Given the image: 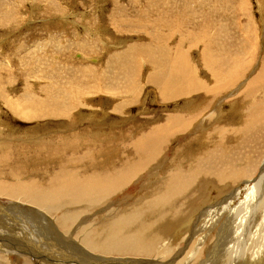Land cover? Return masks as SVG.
I'll return each mask as SVG.
<instances>
[{"label":"rangeland","instance_id":"obj_1","mask_svg":"<svg viewBox=\"0 0 264 264\" xmlns=\"http://www.w3.org/2000/svg\"><path fill=\"white\" fill-rule=\"evenodd\" d=\"M148 1L151 2L152 0H0V10L2 9L0 11V23H2L0 25V141L4 143L3 147H5L4 149H0V152L4 151L0 154V156L5 153L9 154V156L6 155L8 156L7 158H13L10 159V161H12L11 163L9 161L7 165L9 167L6 169V172L12 169L9 173L17 172V174L22 176H31L34 174L35 176L38 175L39 172L34 174L30 173H33L39 169L35 168L41 165L40 162H38L40 161V158L42 164H44L45 162L49 163L50 159H55L54 157L56 156L58 159L60 158L58 156L63 155V152L57 154V150L55 149L56 146H59V144L60 146L63 145L64 152L76 153L77 156L81 155L80 153L83 151H87L89 153L99 151L100 154L95 156L97 159L100 158V156L102 157L104 155L106 156V154H111L112 151L116 148H119V145L122 143H129L131 139L134 141L135 138L140 137L141 134L148 131V129H150V127H152L155 123L162 120V117L165 115L180 113L183 111L184 113H188L191 111V109L199 110L201 108V111L205 108V110H203L205 111L203 116H208L211 113V115L207 118L208 121L206 119V122H204L206 125H204V123L202 125V127L206 128V133L204 128L202 129V127H199V121H193L194 123L192 122V125L184 132L177 133L172 136L170 140L168 139V143H166L167 145H164L160 150L158 158L151 164L153 167L157 165L156 163L163 161L164 163L160 165L163 170H159L157 174L152 176L147 173V170H145L146 172H139L135 175L136 177L134 176L131 182H129L130 184L128 183L129 185L127 184L126 187L124 186L122 188V192L120 191V193L113 197V201H110L108 205L113 203L114 207L118 204L119 208H129L132 203L141 200V198L144 199L149 196L151 192L149 189H152L156 185L157 181L162 176L164 177L167 172H170L173 167L179 168L182 166L187 168L189 167V164L193 163L195 160H199L200 157L202 158L205 152L217 150V152L221 155L219 158L223 159L229 164L233 162L234 167L238 169L246 170L249 164V157L252 158L253 164H256V166L259 162L257 170L253 172L255 173L253 178L252 176L250 178L245 177L246 179L242 178V173L244 170L235 172V175H240L238 181L234 183V185L228 187V189H224V194L228 192L234 194L238 188L241 189L239 192V197L234 200L231 206V208L234 206L237 208L239 202L244 199V190H246L247 185H251L249 181L256 179L257 176H259L260 169L262 167L261 164L264 160V74L262 76L259 75V69L260 71L262 69L261 62L264 58V8L261 7V4H264V0H262V2H260L261 0H231L230 3L232 4H230L227 8L226 3H229V0H225V2L224 0H191V2L202 3L204 13L199 14L186 7V9L189 11L179 12L181 14V18L177 17V14L179 13L163 15V9H156L157 11L154 10L153 12H155V14L147 13L146 8L137 9V11L133 13L120 10V8H126L129 3L132 5V2L135 4L140 3L146 6ZM153 1L157 2L158 0ZM214 5L219 11L212 16L211 13L208 14L206 9L208 6L212 7ZM115 8L119 10L117 12H112L111 10ZM224 8H226V11L221 14ZM165 11L168 13L167 9ZM113 13H115V15ZM218 16H221L222 20L224 21L219 22L218 19L220 17ZM178 18L185 20V22H182L181 25H175L174 27L169 25V23ZM137 20L142 22L148 21L149 23L150 21L154 23H159L161 21L163 25H159L160 27L151 28L155 33L161 32V35H158L157 37H160L162 45L165 31L166 33L168 31V33H171V36L174 38V41L172 39L171 42V49L174 50V46L176 44L178 52L186 51V55L188 57L187 60L190 63L189 67L191 68L193 66L194 73L198 72L197 75L191 73L194 76V81H196L199 85V89L196 93H192L191 97H181L174 100L161 99L158 90H156L154 86L146 83V75L149 73V71L153 72V74L160 75V70L158 68L153 70L149 68L148 65H143L145 60H143V58L138 55H135L133 58V61L137 60L138 62L137 64L134 63L133 65H138V67H135V69L133 67H131V69L128 68V75H123L120 72L115 73L117 75H109L106 73L108 69L115 70L117 68V63L120 62V59L118 60V58H120L119 54L126 51L129 46H131V50H133L150 40L148 36L150 37L152 34L151 28H149L148 31L142 26L138 27L139 24L136 23ZM234 20L238 22H235ZM230 23L233 25V30L230 29ZM197 31L199 33H197ZM177 32H179L178 35H176ZM48 38L50 39L49 41ZM191 38H197L198 41L196 44L195 42L191 43ZM202 38L203 40L206 38L207 40L210 39L209 41H211V43V39L214 40V43L211 44L212 50L214 57L216 56L215 58L220 57L219 61L224 60L229 62V57L231 60L235 58L237 60L239 58L237 55H240L243 59H248L249 61L247 62L246 69L242 74L235 76L230 75L223 78V85L228 86V89L225 93L230 90L229 96L227 97L224 95L225 93H223L222 96L219 95L215 99L213 104L207 103V100H201L198 95L203 93V90H206V88L221 89L222 87L224 88V86L218 84V82L216 83L215 81H213V83L208 81L200 69V64L203 66V61L206 59L209 61V56L206 58L207 55L203 52L201 46L202 43H199L201 42ZM219 38L221 40L220 42L217 41ZM55 39L57 40V43H55ZM183 39L187 40V43L184 47H180L179 45ZM232 39L234 41H232ZM240 41H243L244 43ZM36 42H40L43 47L36 45ZM45 42L46 44L44 45ZM58 42L61 47L57 45ZM228 42L230 43L227 44ZM152 43V41H149L150 45H152ZM232 43L234 46L235 43H237L236 47H234ZM35 45L38 48H35ZM22 48H24L26 51H24ZM243 48L244 50H241ZM130 55L133 54H129V56ZM30 56L37 57L39 60H41H38L41 64L39 63L36 69L32 67L35 64V61L30 60ZM137 56L141 59H138ZM9 57H11V61L8 60ZM91 58L92 60L95 59L96 62L95 60L92 61ZM20 60L23 64L25 63L24 61H26L27 64H24L26 66H22ZM149 61L151 65H154L151 58H149ZM122 63L125 64V59H123ZM139 63H141V65ZM28 66H30V68ZM83 69H87L86 76H83L81 73V70ZM206 72L208 71L206 70ZM224 72L227 73L226 71ZM54 74H58L57 76L59 78ZM98 74L100 75L98 78H90ZM70 78H73L74 81ZM205 79H207V81H205ZM233 79L236 80L234 81ZM51 80L56 82L53 83ZM83 80L87 82H84ZM79 81L82 82L79 83ZM106 81H109V83ZM172 81H174V79ZM231 81L234 83H231ZM66 82H70L71 84ZM82 84H85L87 87V94L85 96L86 98L83 95L81 98L79 97L80 93H84V87ZM131 85H137L136 90H134ZM41 86H43L42 88L47 86V88L42 89ZM67 86L68 88H66ZM61 89L68 91V94L71 95V97L75 93H79L77 97L78 99L74 98L73 100L69 99L68 101H65V105L77 106L75 110L67 113V115L70 114V116H72L73 121L61 116L47 117L46 115L40 113V110H43L41 112H44L47 109L52 108L53 102L58 99V102L63 101L64 103V98H67V93L60 91ZM26 90L27 93H25ZM238 90L240 91L238 92ZM245 90H247V92ZM248 90L249 92L251 91L250 94ZM32 92H35L36 95L32 94ZM245 92L246 94H249L248 98H246ZM63 93L66 97L63 95ZM113 95H115L114 98L116 99L111 98ZM241 97H245V101H238ZM117 99H121L122 101H118V103ZM36 101L39 103L37 104ZM9 103L11 105L13 104L11 107H13L14 110H16L15 107L21 103L19 106H22L25 109V106L27 105L29 108L31 107L34 109L35 112L32 111V113L26 115H14V110L11 111L9 108ZM219 103L221 106L218 105ZM116 105H125V107L121 109L122 112L120 111L115 113L113 111ZM34 107H38V110ZM215 110H218L220 114L217 113L218 115L216 116V113H214ZM215 119L217 121H215ZM252 119L255 120L253 124L250 122ZM195 128H197V130ZM201 129L203 130L204 134L202 133ZM137 130L138 132L136 133ZM68 134H71V136L68 138L69 140L67 138H62ZM86 140H88V142ZM44 142L46 144H44ZM71 142H73V145ZM44 145L46 147H44ZM100 145L102 146L100 147ZM39 147L42 149V151L38 150ZM43 149L49 150L46 151ZM71 149L74 150V152ZM109 149L111 150L109 151ZM123 153L129 154L127 151H124ZM119 157H121L120 153ZM33 158L35 160L34 162ZM43 158L45 161L42 160ZM22 159H26L25 162ZM124 159L125 158H123V160ZM179 160L182 161V163ZM14 161L16 163L19 162L18 165H16ZM89 162L93 163L91 160ZM37 163H39L38 166H36ZM12 164H15L16 167ZM169 164L172 165L170 169ZM234 167L232 166L231 169ZM216 168L226 171L224 166H218ZM231 169H229V171ZM18 171H22V174ZM163 171L165 172L163 173ZM149 173L151 174L152 172L150 171ZM198 183L199 182L197 181L191 187L193 190H190V194L192 196L191 199L195 201L194 206L200 204L201 209L207 208L208 206H214L218 201H220V204L222 203L221 201H223V196L221 192L223 190L222 187L225 184L214 185L207 183L206 181L207 184H205L202 189L205 190L204 188H207L206 191L203 192V190L200 189ZM219 188L222 190L219 191ZM201 191L203 192V196L202 198H199L200 196L197 194H199ZM6 200L7 199H5L4 202L3 198L0 199V201H2L0 202V208L4 209L7 208V206L16 204H9V202ZM204 200L206 201L204 202ZM190 212L191 209L189 208L185 213ZM100 214L102 213H98L96 215L87 213V219L89 217L87 220V225H93L94 219H97ZM159 223L162 224L161 222ZM159 223L155 225L150 224L149 231L152 232L154 229H156V227L159 228ZM233 223L237 224V222H229L226 218H224L217 221L216 227L220 226L223 230L224 228L229 230L230 225ZM249 224L251 227L255 226L250 218ZM175 225L176 224L173 226L174 228L172 227L175 231V234H170L171 237L173 236V252L175 253L177 251H182L181 255H179L176 260L184 259L183 257L187 256L189 253H192L193 250H196L198 255H196L195 258L187 264H201L204 261H208L207 264H217V262H212L218 254L215 253L216 241L218 240L217 236L219 231L217 228H214V231L212 230L211 232L208 229H205V231L201 230V233L194 236L193 243L187 244V234L189 235V233L185 234V232H187L186 229H180L181 226ZM239 226L240 229H242L240 234H245L244 226ZM180 230H182V232H180ZM256 230L259 231V227H256L249 233V241H247V251L249 249V257H251L252 254H256L255 248L258 245L257 242L261 239L260 235L253 237V232ZM177 233L180 236L177 235ZM201 237L206 238L204 239L203 244H201L202 242L198 240L201 239ZM181 239L184 240L181 241ZM176 241H179V243ZM207 243L209 244V247ZM9 245L10 244L7 246ZM25 245L27 246V244ZM192 246L193 248H191ZM184 253L185 256H183ZM191 255L192 254L188 256L191 257ZM0 256L3 255L0 254ZM8 257L12 262L17 261L18 264H22L24 262L23 257L29 258V262L31 264H39L40 262L38 261V257H35L32 251H24V253H21V256L15 253L10 254ZM133 257L117 256L115 257V260H111V262L108 264H136L138 261L140 264H144L146 263V259H148H145L143 256L139 255L135 256L136 258ZM151 258H153V256H151Z\"/></svg>","mask_w":264,"mask_h":264},{"label":"bare ground","instance_id":"obj_2","mask_svg":"<svg viewBox=\"0 0 264 264\" xmlns=\"http://www.w3.org/2000/svg\"><path fill=\"white\" fill-rule=\"evenodd\" d=\"M230 1L231 0H229V3H226L227 5L226 8L230 4H232L230 3ZM260 2H262V0ZM263 6L264 4H261L262 8H264ZM186 7L190 8V10L195 11L196 13H199V14L204 13L202 3L191 2V0H158L157 2L152 0L151 2L148 1L146 6L140 3L135 4L132 2V5L131 3H129L126 8H120V10L129 11L133 13V12H136L137 9L146 8L147 13L155 14V12H153L154 10L163 9L162 11L163 15H169V14L172 15V14H176L179 12L189 11L186 9ZM226 8L222 10L221 14H223V12L226 11ZM166 9L168 10V13H166L165 11ZM118 10L119 9L115 8L111 11L117 12ZM206 11L208 12V14L211 13V15L213 16L219 10L214 5L212 7L208 6ZM156 13H159V12H156ZM113 14L115 15V13ZM177 17L181 18V14L180 13L177 14ZM218 17L221 18V19L220 18L218 19L219 22L224 21L222 20L221 16H218ZM5 18H8V17H5ZM202 19H203V16H202ZM160 22L154 23L150 21L149 23L148 21H143V22L140 20L136 21V23L139 24L138 27L142 26L143 28H146L148 31H149V28L151 27H160L161 25H163L162 22L161 23ZM182 22H185V20L178 18L174 20L173 22L169 23V25L174 27L175 25H181ZM235 22H238V21H235ZM1 24L2 23H0V25ZM230 29L233 30V25L231 23H230ZM151 30H152V34L150 37L148 36V38H150L149 41L153 42L152 45H150L149 41H147L144 44H141L142 42L139 43L141 45L136 47V49H133V50H131V46H129L126 51L119 54L120 58H118V60L120 59V62H119L120 64L117 63L118 66L115 69L116 71L114 69H108L106 73L109 75L110 74L114 75L115 73L120 72L123 75H128L129 74L128 68L131 69V67H133L135 69V67L136 68L138 67V65H133L134 63L135 64L138 63L137 60L133 61V58L135 57V55H138V56H141L143 60H145V62H143V65H148L149 68L153 70L155 68H158L160 70V75L153 74V72L149 71V73L146 75V83L154 86V88L158 90V93L161 99L174 100V99L181 98V97H185V98L191 97L192 93L194 94L197 92V90L199 89V85L196 81H194V76L192 75L194 73L193 66L191 68L189 67L190 63L187 60L188 57L186 55V51L178 52L175 42H174L175 49L174 50L171 49L172 47L171 42H172V39L174 41V38L171 36V33L170 34L168 33V31L167 33L165 31L163 45H162L160 37H157L158 35L159 36L161 35V32L155 33L153 32L152 28ZM197 33L199 32L197 31ZM178 34L179 32L176 33V35ZM49 40L50 39L48 38V41ZM191 40H192L191 43L195 42V44L198 41L197 38H191ZM209 40H207V38L203 40L202 38L201 42H199V43H202L201 46H202L203 52L207 55L206 58H208L209 56V61L208 59H206L205 61L202 62L203 66H201L200 64V69L202 70L205 78H207L208 81H211L212 83L213 81H215L216 83L218 82V84H221L222 86H224V88L223 87L221 89L220 88L218 89L217 88L215 89L206 88V90H203V93L199 94L198 96L201 100H207L208 101L207 103L213 104L215 99L219 95L222 96V94L225 93L228 89L227 85L226 86L223 85L224 84L223 78L230 76V75L235 76V75L242 74L246 69L247 62L249 61L248 59L247 60L243 59L240 55H237L239 57L237 60L236 58L231 60L229 57V62L224 61V60L219 61L220 57L215 58L216 56L214 57V53L212 50L211 44L214 43L213 42L214 40L211 39L212 43ZM217 41L220 42L221 41L220 38L217 39ZM232 41L234 40L232 39ZM230 42H228L227 44H229ZM240 42H243V41H240ZM39 43H37L36 45L43 47V45ZM55 43H57V40L55 41ZM186 43H187V40L183 39V41H181V44L179 46L184 47ZM45 44L46 42L44 43V45ZM236 44L237 43H235V46L233 44V46L236 47ZM36 45H35V48H38ZM57 45H59V42ZM22 49L24 50V48ZM241 50H244V48ZM222 53H225V52H222ZM129 54H133V55L129 56ZM10 58L11 57H9L8 60H10ZM141 58L138 57V59H141ZM149 58L152 59L154 65L150 64ZM123 59H125V64L122 63ZM30 60L35 61V64L32 66L35 69L38 67L40 63L39 61H41L37 57H34V56L31 57ZM24 62H25L24 64H27L26 61ZM261 63H262V69L261 71L259 69L260 76L264 74V58L262 59ZM24 64L22 63V66ZM139 64L141 65V63ZM30 66L28 67L30 68ZM206 70L208 72H206ZM224 71H226L227 73H225ZM81 73L83 76H86L87 69L81 70ZM197 73L198 72L194 74L197 75ZM57 75L58 74H56L55 76ZM99 76L100 75L98 74L90 78H98ZM103 76H104V73H103ZM70 79H73V78H70ZM173 79L174 81H172ZM207 79H205V81H207ZM228 80H229V77H228ZM83 81L87 82L85 80ZM256 81L259 82L258 80ZM54 82L56 81H53V83ZM70 82H66V83H70ZM81 82L82 81H79V83ZM106 82L109 83V81H106ZM232 82L233 81H231V83ZM82 85L84 87L83 88L84 93H80L81 95L78 92L75 94L73 93L74 95H72V97L71 95L68 94L69 93L68 91L61 89L60 91L67 93L66 94L67 98H64V103L63 101L58 102L59 100L58 99L55 102H53L52 108H49L44 112H41L43 110H40V113L43 115H46L47 117L61 116V117H65L66 119L73 121L72 116H70V114L67 115V113L68 112L70 113L72 112V110H75L77 106L65 105V101H68L69 99L73 100L74 98H77L78 94L80 98L82 97V95L85 97L87 94L86 93L87 87L85 84H82ZM47 86H44V88H42L43 86H41V88L46 89ZM131 86L133 87L134 90H136L137 85H131ZM66 88H68V86ZM59 89H60V86H59ZM229 91L225 93L224 95L228 97ZM239 91L240 90H238V92ZM245 91L247 92V90ZM25 93H27V90ZM32 94L36 95L35 92H32ZM249 94H246V98L249 97ZM114 96L115 95H113L111 98H114ZM246 98L241 97L238 101L243 102L245 101ZM118 101L120 102L122 100L117 99V102ZM36 103L38 104L39 102L36 101ZM12 105L9 103V108L11 109V111L14 110L13 107H11ZM19 105L15 107L16 110H14L13 112L14 115H19V114L26 115V114L32 113V111L35 112L34 109H32L31 107L29 108V106L27 105L25 106V109ZM218 105L221 106L220 103ZM38 107H34V108L38 110ZM124 107L125 105H116L114 107L113 112L115 113L120 112V111L122 112L121 109H123ZM200 109L199 110L191 109V111H193V112L190 111L191 113L190 112L184 113L183 111L180 113L169 114L165 116L162 115L164 116L162 117V120L155 123L152 127H150V129H148V131L141 134L140 137L135 138L134 141H132L131 139L129 143L120 144L119 148L114 149L111 154H106V156L103 154L104 156L102 157L100 156V158H97V159L95 158V156L100 154L99 151L92 152V153L83 151L82 153H80L81 155L77 156L76 153L64 152L63 145L60 146L59 144L58 147L55 145L57 154L63 152V155L58 156L60 157L58 159L56 158L57 156L54 157L55 159H50L49 163L45 162L47 164H45L44 162H43L44 164H42L41 158H40V161L37 160L38 162H40L41 165L38 166L39 163H37L36 166L38 167H36L35 169H38V168L39 169L37 171H34L33 173L32 172L30 173V174H34L36 172H39V174L36 176L35 174L31 176L30 175L22 176L20 174H17V172L9 173L10 170L12 169L6 172V169H8L9 167L7 165L10 159H13V158L9 159L7 158L9 154L3 153L0 156V199L3 198L4 202H5V199H7L6 201L9 202V204L10 203H16V204L7 206V208H4V209L0 208V254L3 255V256H0V264H18L17 261L12 262L9 259L8 255L15 253L21 256V253L22 252L24 253V251L25 252L32 251L35 257H38L39 259L38 261H40L39 264H44V263L45 264H99V263L108 264L109 262H111V260L112 261L115 260L116 259L115 257L117 256L118 257H122V256H128V257L132 256L133 257L134 256L133 258H136L135 256L137 255L143 256L145 259L148 258L146 259L145 261L146 263L144 264H174V263L187 264L191 262V260L194 259L195 256L198 254L196 250L192 249L193 250L192 253L187 254V256H185V253H184L183 255L185 256L183 257L184 259L176 260V258L179 255H181L182 251H177L175 253L173 252V249H174L173 248L174 244H172L173 236L171 237L170 234L172 233L175 234V231L173 230L174 224H176L177 226H181L180 229L182 228L184 230L186 229L187 232H185V234L189 233V235L187 234V240H186L187 244L193 243L194 236L201 233V230L205 231V229H208L211 232L212 230L214 231V228H217L219 231L217 230L218 240L216 241L215 253L216 254L218 253V254L216 256V254L214 253L216 257L215 259L213 258L214 259L213 261L211 260L212 262H217V264H264V160H263V163L261 164L262 167L260 166L261 169H260L259 176H257L256 179L249 181V183L252 186L247 185L246 190H244L245 191L244 199L241 202H239V205L237 208L236 206L231 208V206L234 200L239 197L240 195L239 192L241 189L238 188L234 194H231L229 192L224 194L225 193L224 189H228V187L234 185V183L238 181V178L240 177V175L239 174L235 175L234 174L235 172L244 170L242 173V178H245V177L250 178L251 176L253 178L255 174L253 172L257 170L259 166V162L257 163V166H256V164H253L252 158L249 157V164L247 167L248 169L247 168L246 170L238 169L234 167L233 162L229 164L228 162H225L223 159L219 158L221 155L220 153L217 152V150H213L212 152L210 151L205 152L202 158L201 157L200 159L198 158L199 160H195L193 163L189 164V167L187 168H184L182 166H180L179 168L173 167L172 170L170 172H167L164 177L160 176L161 178L160 177H159L160 179L158 178L159 180L157 181L156 185L152 189H149L151 190L150 195L148 194L149 196H147L144 199L141 198V200H138L132 203V205H130L129 208H119L118 204L114 207L113 203L108 205L110 201H113V197H115L116 194L120 193L122 188L124 186L126 187V185L129 182H131L133 177L139 172H144L145 170H147V173L152 176L154 174H157L159 170H163L162 167L160 166L164 163L163 161L156 163L157 165L153 167L151 164L158 158L160 150L162 149L164 145H167L166 143H168L167 142L168 139L170 140L172 136H174L177 133L184 132L187 128H189L192 125L193 121H199L198 122V124L200 123L199 127L200 128L202 127L203 123L206 122V119L208 118V116L211 115V113L208 116L207 115L203 116L205 112L203 110H205V108L202 109L201 111ZM214 113H216V116H217L218 115L217 113L219 112L218 110H215ZM215 121L217 120L215 119ZM250 122H252L253 124L255 120L252 119ZM204 125L206 124L204 123ZM197 128L195 129L197 130ZM203 128L204 127H202V129ZM205 129L206 128H204V130ZM137 132L138 130L136 131V133ZM202 133H203V130H202ZM205 133H206V130H205ZM70 136L71 134H68L67 136H64L62 138L68 139ZM38 141H39V138H38ZM86 141L88 142V140ZM3 144L4 143L0 141V149L5 148L3 147L4 146ZM44 144L46 143L44 142ZM71 144L73 145V142H71ZM101 146L102 145H100V147ZM44 147L46 146L44 145ZM46 149H43V150H46ZM38 150L42 151L40 147ZM110 150L111 149H109V151ZM51 151H54V150H51ZM72 151L74 152V150ZM124 151H127L129 154H124L123 153ZM2 152H0V154ZM119 153L121 154V157H119ZM29 158H30V155H29ZM123 158L125 159L123 160ZM25 160L23 161L25 162ZM42 160H44V158ZM90 160L93 163H90L89 162ZM34 161L35 160L33 158V162ZM180 162L182 163V161ZM18 163L19 162H17L16 165H18ZM12 165L15 166V164H12ZM218 166H224L226 171L220 170V168L217 169L216 167ZM232 166L234 167L233 169H231ZM171 167L172 165H170L169 169ZM229 169L231 170L229 171ZM150 171L152 172L151 174L149 173ZM165 171H163V173ZM18 172L22 174V171H18ZM197 181L199 182L198 184H199L200 189H202L203 186L207 183H211L214 185L225 184L222 187L223 190L219 188V191L222 190L221 192L223 196L222 197L223 201H221L222 203L220 204V201H218L214 206H208L207 208H201V209H200V204L194 206L195 201L191 199L192 196L190 194V190L192 189L191 187ZM206 188H204L205 190L202 189L203 192L206 191ZM203 192L201 191L199 193L200 195L197 194L198 196H200L199 198H202ZM205 201L206 200H204V202ZM189 208L191 209V212L185 213L186 211H188ZM87 213H92V215H96L98 213H102V214H100L97 219H94L93 225L92 224L87 225V220L89 219V217L87 219ZM224 218H226L229 222H237V224L235 223L231 224L229 230H226L225 228L223 230L221 229L220 226L216 227L217 221L220 219H224ZM249 218L252 221V223L255 224V226L251 227V225L249 224ZM159 222H161L162 224H160ZM158 223L160 224L159 228L156 227V229L150 232L149 231L150 224L155 225ZM239 225H241V227L244 226L245 234L243 235L240 234V231L242 229H240ZM256 227H259V231L257 230H256L257 232L254 231L253 237L260 235L261 239L260 241L257 242L258 245L255 248L256 254H252V256L249 257V252H248L249 249L247 251V246H248L247 241H249L248 239H249L250 231L254 230ZM248 229H249V232H248ZM193 231H194V234H193ZM180 232H182V230H180ZM177 235L179 234L177 233ZM184 239H181V241ZM204 239L206 238L201 237V239H198V240L202 242L201 244H203ZM175 240H176V237H175ZM177 243H179V241ZM8 244L10 245L7 246ZM25 244H27V246ZM208 247H209V244H208ZM191 248H193V246ZM190 254H192L191 257H189ZM151 256H153V258H151ZM23 258H24V262L22 264H31L29 262V258H25V257ZM198 259H197V262H198ZM207 263L208 261H204L201 264H207ZM136 264H140V262L138 261Z\"/></svg>","mask_w":264,"mask_h":264}]
</instances>
